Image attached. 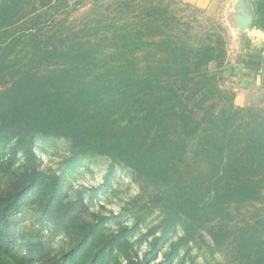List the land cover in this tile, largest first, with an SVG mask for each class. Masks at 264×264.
<instances>
[{"label":"trees","instance_id":"trees-1","mask_svg":"<svg viewBox=\"0 0 264 264\" xmlns=\"http://www.w3.org/2000/svg\"><path fill=\"white\" fill-rule=\"evenodd\" d=\"M27 1L56 9L70 5ZM23 2L0 0V143L17 139L25 149L23 185L0 191V238L12 240L11 218L28 194L49 203L63 195L61 176L38 167L34 135L71 139L75 154L110 156L148 182L165 185L178 178L189 139L197 137L195 155L208 161L209 179L196 194L159 198L179 217L203 221L217 247L231 241L239 264H264V217L235 225L232 208L264 199V109L236 105L233 89H221L217 72L210 71L214 61L219 68L225 64V39L194 48L173 40L161 25L151 32L159 39L126 31L102 48L71 33L42 39L35 23L12 33L26 16ZM154 47L167 48L166 55L139 67L138 52ZM216 99L222 100L218 110ZM15 158L16 151L0 170ZM63 217L61 211L57 218ZM132 249L125 227L107 232V217L94 213L79 223L68 251L27 264H119L121 254L128 264H146L130 257ZM0 264L11 262L0 255Z\"/></svg>","mask_w":264,"mask_h":264},{"label":"rangeland","instance_id":"rangeland-1","mask_svg":"<svg viewBox=\"0 0 264 264\" xmlns=\"http://www.w3.org/2000/svg\"><path fill=\"white\" fill-rule=\"evenodd\" d=\"M23 1L26 16L11 31L17 33L35 23L42 39L71 33L102 48L111 43L112 37L126 31L138 32L149 40L159 39L151 34L156 33V25L172 34L173 40L186 41L194 48L208 43L216 45L218 40L225 39L227 49L231 37L227 0L214 6H200L187 0H69L70 5L60 9L42 7L38 1ZM163 48L138 52V66L156 64V58L167 53V48ZM226 61L222 68L214 61L209 69L217 72L221 89L232 91L234 71ZM216 101L220 103L218 110L222 100ZM32 143L39 169L61 176L63 195L59 202L49 203L47 198L28 194L29 201L22 211L11 218L12 240L0 238V255L5 261L27 264L68 251L78 237L79 223L91 220L96 213L107 217V232L127 229L133 245L130 257L146 264H239L231 241L217 247L203 221L179 217L176 209L159 198L166 192L196 194L202 189L201 183L209 179L208 161L195 155L197 137L189 139L179 176L170 185L152 184L107 155L75 154L68 138L36 134ZM15 151L16 158L9 169L0 170L2 193L16 190L24 183L25 149L17 139L0 143V166L7 165ZM69 204L72 206L64 210ZM236 207L232 206L235 225L264 217V199ZM61 211L64 217L59 221L57 215ZM119 264H128L127 255L121 254Z\"/></svg>","mask_w":264,"mask_h":264},{"label":"crops","instance_id":"crops-1","mask_svg":"<svg viewBox=\"0 0 264 264\" xmlns=\"http://www.w3.org/2000/svg\"><path fill=\"white\" fill-rule=\"evenodd\" d=\"M193 4L210 6L224 0H187ZM236 0H227V9ZM254 12L253 23L239 43L236 29L231 26L228 38L227 64L233 66L234 102L240 106L264 109V0H250ZM231 40V41H230Z\"/></svg>","mask_w":264,"mask_h":264},{"label":"water","instance_id":"water-1","mask_svg":"<svg viewBox=\"0 0 264 264\" xmlns=\"http://www.w3.org/2000/svg\"><path fill=\"white\" fill-rule=\"evenodd\" d=\"M254 12L250 0H236L227 13L228 23L236 29L239 43H242L245 32L253 23Z\"/></svg>","mask_w":264,"mask_h":264}]
</instances>
